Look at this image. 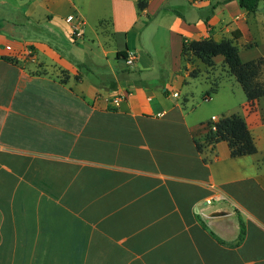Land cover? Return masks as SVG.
Masks as SVG:
<instances>
[{
  "label": "crops",
  "instance_id": "0c3cea01",
  "mask_svg": "<svg viewBox=\"0 0 264 264\" xmlns=\"http://www.w3.org/2000/svg\"><path fill=\"white\" fill-rule=\"evenodd\" d=\"M139 3L0 0V264H264V97L206 82L200 113L184 53L238 32L264 58V10ZM232 115L257 153L198 150Z\"/></svg>",
  "mask_w": 264,
  "mask_h": 264
},
{
  "label": "trees",
  "instance_id": "16d2710c",
  "mask_svg": "<svg viewBox=\"0 0 264 264\" xmlns=\"http://www.w3.org/2000/svg\"><path fill=\"white\" fill-rule=\"evenodd\" d=\"M230 1H238L240 7L245 8L249 13H255L263 0ZM139 6L144 10L147 6V0H140ZM233 36L234 39H224L221 42L206 39L194 41L190 44L185 43V58L187 55H193L201 59L206 65L212 66L214 58L224 57V63L228 67L230 75L242 86L248 101L252 105L255 101L264 97V82L261 80L264 72V58L243 63L239 55V48L234 42L239 39L240 35L235 32ZM120 56L125 60L128 54L122 53ZM215 87L212 89V93L217 91ZM212 126V123L208 125V132L204 136L203 144L196 140L198 150L202 151L206 145L215 146L221 141H226L230 145L233 157L249 156L257 153L254 138L241 116L224 117L216 123V131L212 130Z\"/></svg>",
  "mask_w": 264,
  "mask_h": 264
},
{
  "label": "rangeland",
  "instance_id": "374dc122",
  "mask_svg": "<svg viewBox=\"0 0 264 264\" xmlns=\"http://www.w3.org/2000/svg\"><path fill=\"white\" fill-rule=\"evenodd\" d=\"M260 7L262 8V10H264V0L260 3ZM234 38L235 37H233V39ZM249 53L251 56H257L261 53H264V43H262L260 47H258L257 49H253ZM186 60L195 67V69L192 71V74L194 75L193 77H199L201 81V83H198V86L195 88L196 100L192 101V103L194 104V107L200 108V113L204 115L211 114L216 109V104H214V101H204L206 91L210 92V88L206 85V82L211 85H229L230 83H234L238 87H241L237 80L230 75L228 67L225 65L224 60L221 57H217L216 59L214 58L212 66L206 65L203 61H201V59L193 55H187ZM261 79L264 82V74L262 75ZM211 94L214 95L212 91Z\"/></svg>",
  "mask_w": 264,
  "mask_h": 264
},
{
  "label": "built area",
  "instance_id": "2783aa9c",
  "mask_svg": "<svg viewBox=\"0 0 264 264\" xmlns=\"http://www.w3.org/2000/svg\"><path fill=\"white\" fill-rule=\"evenodd\" d=\"M125 65L127 68L133 69L136 67L137 65V56L136 54L132 53V54H128L127 58L124 61ZM175 96H178V94H176ZM220 120H218L216 117L212 118V130L216 131V123H218ZM208 204H212L211 200L207 201Z\"/></svg>",
  "mask_w": 264,
  "mask_h": 264
}]
</instances>
